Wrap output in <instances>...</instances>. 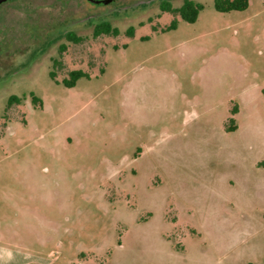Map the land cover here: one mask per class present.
<instances>
[{
	"label": "rangeland",
	"instance_id": "rangeland-1",
	"mask_svg": "<svg viewBox=\"0 0 264 264\" xmlns=\"http://www.w3.org/2000/svg\"><path fill=\"white\" fill-rule=\"evenodd\" d=\"M184 1L0 6V264H264V0Z\"/></svg>",
	"mask_w": 264,
	"mask_h": 264
},
{
	"label": "trees",
	"instance_id": "trees-1",
	"mask_svg": "<svg viewBox=\"0 0 264 264\" xmlns=\"http://www.w3.org/2000/svg\"><path fill=\"white\" fill-rule=\"evenodd\" d=\"M250 0H214V8L217 12L220 13H228L232 11H244L247 9ZM171 10V9H168ZM202 10V5L196 4L193 1L185 0L182 5L178 9L171 10L172 13H178L182 20L187 23H194L197 19L199 12ZM167 11V10H165ZM176 27L175 21L169 25L167 30H173ZM128 33L131 35L133 33V29L129 28ZM117 35L118 31L115 28H111L110 26H102L96 27L93 31L94 36L100 35ZM70 40L77 41L75 38H69ZM63 51V50H62ZM52 79L55 78L53 73H50ZM84 77V73L81 71H71L69 73V79L67 81H63L64 85L67 87H73L76 81L80 78ZM32 103H39V100L35 97H32ZM13 98L10 99V104L12 103ZM251 264V263H248Z\"/></svg>",
	"mask_w": 264,
	"mask_h": 264
},
{
	"label": "water",
	"instance_id": "water-1",
	"mask_svg": "<svg viewBox=\"0 0 264 264\" xmlns=\"http://www.w3.org/2000/svg\"><path fill=\"white\" fill-rule=\"evenodd\" d=\"M9 0H0V4ZM115 0H86V2L95 7H102L113 3Z\"/></svg>",
	"mask_w": 264,
	"mask_h": 264
},
{
	"label": "flooded vegetation",
	"instance_id": "flooded-vegetation-1",
	"mask_svg": "<svg viewBox=\"0 0 264 264\" xmlns=\"http://www.w3.org/2000/svg\"><path fill=\"white\" fill-rule=\"evenodd\" d=\"M9 1H11V0H9ZM6 2H8V1H6ZM6 2H4V3H6ZM4 3H2V4H4ZM2 4H0V6L2 5ZM2 63L0 62V65H1ZM13 98V101H12V103L10 104L9 102H10V99H12ZM8 106L10 107V106H12V105H18L19 103H20V101L18 100V98H16V97H14V96H10L9 98H8Z\"/></svg>",
	"mask_w": 264,
	"mask_h": 264
}]
</instances>
